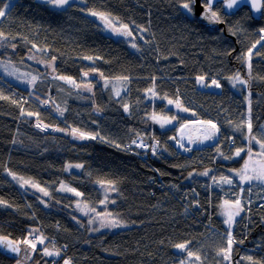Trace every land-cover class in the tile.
Listing matches in <instances>:
<instances>
[{"label":"trees","instance_id":"trees-1","mask_svg":"<svg viewBox=\"0 0 264 264\" xmlns=\"http://www.w3.org/2000/svg\"><path fill=\"white\" fill-rule=\"evenodd\" d=\"M100 3L125 21L135 20L138 25L147 27L148 32L142 35L152 44H145L137 34L136 43L142 48L141 52H137L128 41L104 31L95 18L79 11L80 7H84L79 0L77 6L67 12H57L38 0H14L13 6L7 10V18L0 20L3 30L20 34L16 40V52L9 49L7 55L17 62L23 57L25 63L30 45L22 37L27 36L41 47L48 44L59 53H64L56 66L63 74L76 78L80 77L82 70L87 71L92 66V62L81 59L83 55L102 57L95 61V66L105 75L126 74L133 78L129 85L130 92L124 99L134 105L139 98L141 103L133 107L132 114L125 113L120 103L110 99L108 90L98 86L95 102L103 106L104 111L94 112L93 103L87 102V98L85 102L70 100L64 117H59L52 107H40L44 122L65 127L66 121L67 124L82 125L89 130L99 129L102 135L123 144H128L132 138L129 129H135L154 134L161 142V152L153 156L134 149L126 152L100 141H75L51 129L42 132L34 127L35 118L21 117L17 105L0 100V162H7L14 171L41 182H70L72 187L85 194L90 203L97 205L103 193L93 181L98 176L116 178L120 181L119 193H115L116 204L108 208L118 211L127 222L126 227L91 232L87 219L78 216L74 206H68L74 205L72 195L50 189L53 198L49 207L45 208L36 199L37 193H24L0 170V197L14 201L20 207V211L0 207V233L10 235L12 239L23 238L29 227L39 224L45 235L55 238L57 247L67 245L63 257H71L73 264H171L179 257L171 245L195 238L205 246L204 249L210 251V261H206V264H215L214 250L219 241L206 225L211 223L217 231L224 230L217 207L224 194L203 187L210 183L207 177H186L193 168L202 171L212 167L217 170L216 174L225 173L229 168H239L243 160L225 161L218 158L213 164L214 144L212 147L193 149L188 154L177 151L169 137L177 134L179 124L160 128L158 124L145 119L146 111L164 110L163 114L171 116L175 109L166 110L164 101L157 100L153 104L145 100L143 89L150 85L149 78L155 75L157 84L162 86L160 91L174 94L179 88L186 106L191 101H203V108H194V111L198 117L205 119L212 117L206 113L211 101L226 102L225 97L229 94L235 95L239 101H246V97H249L256 131V126L264 122V80L252 79L249 96L248 86L233 88L221 78L222 92L209 93L214 97L200 100L204 94L197 90L195 76L204 72L226 77L239 71L247 79L246 66L235 57L259 39L257 30L264 26V15L254 20L250 12L243 9L224 17L225 30L224 27L212 30L202 27L194 16H188L180 8L178 0H88L87 6L98 7ZM2 6L3 2H0ZM229 27L243 31L233 36L228 31ZM157 48L161 56L159 59ZM257 48L264 53V48L259 45ZM229 49L235 50L232 55H222ZM163 56H167V59H163ZM252 64L253 77H264V56H253ZM0 87L4 88L6 95L15 99L29 98L25 108L37 110L38 104L29 97V90L5 79H0ZM45 92L50 96L54 94L53 98L60 103L57 90L40 92L42 98H47L43 95ZM178 115L183 120L193 118L184 113ZM92 121H96V124ZM221 131L224 136L233 135L227 125H223ZM14 139L18 143L13 144ZM235 139L236 146L245 143L239 134H235ZM222 147L228 151L227 146ZM66 162L82 163L85 167L65 172L63 168ZM88 172L93 173L91 178ZM192 189L199 193L198 197L192 193ZM196 199L200 201L199 208L192 203ZM26 204L33 207H24ZM33 212L37 221L30 219ZM73 216L80 223L73 220ZM261 217H264V209L259 208V204H253L251 223L246 216L234 227V235L244 239L243 244L234 246V261L245 255L264 259V222H261ZM258 245H261L260 248ZM202 255H205L204 252ZM45 261L51 264V259L42 257L38 252L32 263L45 264ZM0 264H15V259L0 251ZM57 264H63V259L58 258Z\"/></svg>","mask_w":264,"mask_h":264},{"label":"snow or ice","instance_id":"snow-or-ice-1","mask_svg":"<svg viewBox=\"0 0 264 264\" xmlns=\"http://www.w3.org/2000/svg\"><path fill=\"white\" fill-rule=\"evenodd\" d=\"M0 2H3V6L0 7V20H2L7 18V10L13 5L9 0H0ZM38 2L57 12H67L69 9L77 6V0H38ZM197 2L198 0H178L180 8L190 17L195 16ZM79 3L84 5V7L79 8V11L95 18L104 31L128 41L130 46L136 49L137 52L142 51L141 46L136 43L137 34H140L139 39L144 40L145 44H152L151 40H145L142 35L148 32V28L143 25H138L135 20L125 21L119 15L107 9L104 3H100L98 7H88V0H79ZM199 5L202 9L199 16L200 20L206 21L209 25L226 23L224 17L227 15H234L235 11L239 10L241 7H249L252 13L264 15V0H199ZM228 31L235 36L243 30L229 27ZM257 34L259 35V39L251 43V46L248 47L246 51L241 52L235 57L242 65L246 66L247 79H245L239 71L234 75L226 77H221L220 74L209 75V73L202 72L195 76L196 85L205 89L212 87L220 89L222 88L221 78H223L227 80L233 88H236L238 85L248 86L250 96L252 79L264 80L262 76L253 77L252 75L253 56H264V53L257 48L258 45L264 48V26L257 30ZM19 35V33L14 35L11 32H6L0 27V50H4L5 53L3 56H0V71H2L6 77L26 83L31 89L29 97L35 99L38 108L35 111L25 108V105L29 103V98L21 97L20 99H15L13 96L6 95L3 87H0V100L9 101L11 104L17 105L21 117L35 118L34 127L42 132L51 129L55 132L66 133L71 136L73 140L100 141L126 152L133 151L134 146L136 149L151 151L152 155L158 153L162 145L154 134L142 133L135 129H129L132 138H130L128 144H123L110 136L102 135L99 129L89 130L82 125L67 124L66 121H64L65 127L45 123V118L39 110L40 107L47 108L50 106L54 108L59 117H64L65 113L68 111L66 101L65 106L61 107V105L57 104L55 99L47 92L43 94L47 96V98H42L39 92L40 87L42 85H50L52 82H59L58 90L60 92H66L69 96L75 94L77 97L91 99L93 102V111L96 113L104 111L103 106L95 102L94 89L96 85L93 83V80H95L97 76L99 77L98 82L102 81L103 89L110 91V99H114L117 103H120L125 113L132 114L133 107L139 106L141 100L137 98L133 105L124 99L130 92L129 85L133 78L126 74L113 77L105 75L104 72L100 71V69L95 66V61L101 60L102 57L83 55L81 59L92 62V66L87 71L82 70L79 78L65 75L56 66L57 60L63 58L65 54L52 49L48 44H44L41 47L27 36L22 37L23 41L27 45H30L26 53L27 59L43 65L47 71L41 72L39 69L21 71L18 65L23 64V57L16 62L13 61L10 55H7L9 49L15 53L18 47L16 40ZM156 51L157 58H161L158 48ZM234 51V49H229L222 53V55L230 56ZM162 58L167 59V56H163ZM181 63H183V61H181ZM89 77H91V79ZM0 79H3V77H0ZM149 79L151 80L150 85L143 89L144 99L149 100L153 104L157 100L164 101L166 102L164 108L166 110L174 108L175 113L168 116L163 114L164 110L161 112L155 110L152 112L146 111L145 119L151 121L153 124H158L160 128L179 124V127L176 129L177 135L169 137V140L174 141L175 144L185 152L192 151L191 145H202L206 142H213V164L216 163L218 158L225 161L243 160V164L239 168H229L227 170L229 174H225L224 172L216 174L217 170L215 168L206 167L202 171L193 168L192 171L188 172L186 177V179H191L194 176L207 177L210 183L203 185V187L209 190L220 189L224 192V198H222L217 205L219 209L218 215L222 217L224 230L217 231L211 223L206 225L219 241L218 246L214 250L215 264H244V262H246V264H264V259L252 255L241 256L239 260H233L234 246L244 243V239H238L237 236L234 235V227L237 226L240 221L244 220L246 216L248 217V222L251 223L252 205L255 203V201L251 199V193L253 191L252 185H258L264 190V124L257 125V130L254 131L250 99L246 97V99H249L247 114H241L240 119L237 121L232 120L227 115V109H221V111L226 114L222 121L218 122V119H200L191 106V102L186 106L183 94L179 88L175 90L174 94L161 92L160 88L162 86L157 84L158 78L153 75ZM9 90H11V85H9ZM85 94L89 95L85 96ZM178 113H191L194 119L183 120ZM92 123L96 124V121H92ZM223 125H227V127L232 130L233 135L224 136L221 131ZM235 134H239L245 142L243 146H236L237 141L235 139ZM185 141H187L188 146H186ZM12 143L16 144L18 141L14 139ZM222 146H227L228 151L226 152L225 148ZM164 150L166 151L167 149L165 148ZM84 167L85 165L82 163L73 164L71 162H66L63 171L68 172L71 169H83ZM174 167L182 168L184 165H174ZM0 170L6 173V175L11 178V182L18 185L24 193H28L29 191L39 193L36 199L45 208L49 207L50 201L53 198V191L50 189L54 188L56 192L61 193H71L77 198L74 204L75 210L83 216L88 217L87 225L89 226L88 230L91 232H98L101 229H118L127 226V222L118 211H113L108 208L109 204H116V200L110 198V193H119L120 181L116 178L98 176L93 181L103 193V198L98 201V205L103 206V211H100L96 203H90L87 198H85V194L76 187H72L70 182H65L63 180L53 181L51 183L41 182L34 177L25 176L14 171L12 168L8 167L7 162H0ZM87 175L91 178L93 173L88 172ZM172 187L178 186L172 185ZM236 189H238V191H236ZM245 192L249 194L248 198H245ZM192 193L197 197L199 196V193H196L195 189H192ZM260 199L264 200V197ZM56 203H59V201H56ZM192 203L198 208L201 207L198 199L194 200ZM209 203H211V200H209ZM0 207L12 208L15 211H20V207L16 205L14 201L4 199L3 197H0ZM24 207L32 208L33 206L31 204H26ZM259 208L264 209V203H260ZM30 219L37 221L38 218L35 212L32 213ZM72 219L80 223L76 216H73ZM209 220L211 221V217H209ZM261 222H264V217H261ZM93 225L96 226L93 227ZM57 227H59L58 224ZM245 227H247V225H245ZM161 243H164V241H161ZM49 244H51V247L48 246ZM194 244H198L199 246L193 247ZM38 245L41 247L38 248ZM171 246L178 252V264H206L207 255H202L205 246L196 241L195 238L185 239L182 242L173 243ZM66 248L67 245L57 247L55 238L45 235L42 231V226L39 224L35 227H29L23 238L12 239L10 235L0 233V251L11 254V257L15 259V264H28V262L34 259V255L38 252L42 257L51 258V264H57L56 258H62L63 264H73V259L71 257H63V252ZM45 264H48V262L45 261Z\"/></svg>","mask_w":264,"mask_h":264},{"label":"rangeland","instance_id":"rangeland-1","mask_svg":"<svg viewBox=\"0 0 264 264\" xmlns=\"http://www.w3.org/2000/svg\"><path fill=\"white\" fill-rule=\"evenodd\" d=\"M9 2L12 4L13 2H14V0H9ZM17 50V49H16ZM16 50H15V52H16ZM10 51H12L11 49H10ZM5 53H4V50H0V56H3ZM13 59V58H12ZM25 60H26V62L25 63H23V64H20V65H18L19 67H20V69H21V71H32V70H35V69H39V71H41V72H46L47 70L44 68V66L43 65H40V64H37L36 63V61H33V60H29V59H27V55H26V58H25ZM13 61H16V60H14L13 59ZM17 62V61H16ZM30 66V67H29ZM0 75L3 77V79H5V80H8V81H10V82H12V83H14V84H16V85H18V86H20L21 88H23V89H27V90H29V91H31V89L29 88V86L26 84V83H22V82H19V81H16V80H14L13 78H10V77H6V76H4V74H3V72L2 71H0ZM90 79H91V77H89ZM99 81V77L97 76L96 77V79L95 80H93V83L96 85V87H98V86H102V81H100V82H98ZM58 87H59V82H52L50 85H42L41 87H40V89H39V92H44V91H50V90H52V89H55V90H57L58 91V94H59V97L61 98V101H59L60 103H57V101L55 100V102L57 103V104H60L61 105V107H64L65 106V101L67 102V104H68V102L70 101V100H76V101H84L85 102V99L86 98H81V97H77L75 94H73V95H71V96H69V95H67V93L66 92H60L59 90H58ZM96 87H95V89H94V91H95V93H96ZM198 91H200V92H202V94H204V95H202L201 96V99L200 100H202L204 97H207L208 99H211V98H213L214 96V94L213 95H209V93H221L222 92V88H220V89H217V88H215V87H212V88H208V89H205V88H202V89H197ZM109 92V94L111 95V93H110V91H108ZM48 93V92H47ZM52 94V93H51ZM87 95H89V94H85V96H87ZM52 97H54V94H52L51 95ZM249 98V97H248ZM225 99H227L226 100V102H223V101H221V102H212L211 101V103H209V107L207 108V110H206V113L208 114V115H210V116H212V117H210V118H208V119H218V122L219 121H222L224 118H225V113L224 112H222L221 111V109H227L228 111H227V115L232 119V120H234V121H237V120H239L240 119V117H241V114H247V109L248 108H246V107H249V99H250V101H251V98H249V99H246V101L245 100H240L239 101V99H237L236 97H235V95H232V94H229V96H227V97H225ZM92 102V100L91 99H88L87 100V102ZM203 102V101H202ZM202 102H196V101H191V106L193 107V108H197V109H202L203 107H202ZM93 103V102H92ZM204 103V102H203ZM189 104V103H188ZM64 105V106H63ZM51 108V107H50ZM49 108V109H50ZM53 109V108H52ZM56 113V112H55ZM57 114V113H56ZM184 114H187V115H190L191 116V113H184ZM58 115V114H57ZM200 119H205V118H203V117H199ZM190 119H194V117L193 118H189L188 120H190ZM262 124H264V122L262 123ZM222 130V129H221ZM64 134H66V133H64ZM67 135V134H66ZM177 135V134H176ZM69 136V135H68ZM71 139H72V137L71 136H69ZM75 141H78V140H75ZM173 144H174V146L176 147V150L177 151H179L180 153H184V154H188L189 152H185L183 149L182 150H180L177 146H176V144H175V142L173 141ZM213 142H208V144H205V145H191L190 147H192V150L193 149H202V148H207V147H212L213 146ZM186 146H188V145H186ZM137 150V149H136ZM243 164V161H242V163H241V165ZM71 170H80V169H71ZM70 170V171H71ZM225 174H229L227 171L225 172ZM247 187V186H246ZM252 189H253V191H252V193H251V199L253 200V201H255V205H258V204H260V203H264V200H261L260 198L261 197H264V190H262L261 189V187L260 186H258V185H252ZM212 190H218V191H220V192H222L220 189H212ZM236 191H238V189H236ZM223 194H224V192H222ZM38 195H39V193H37ZM70 195H72L71 193H69ZM248 193L247 192H245V194H244V196H245V198H248ZM73 196V195H72ZM74 197V196H73ZM114 197H115V193H110V198L111 199H114ZM75 199H74V203L73 204H75V201H76V197H74ZM102 198H103V195H102ZM109 205H111V204H109ZM108 205V206H109ZM74 206V205H73ZM98 206V210H100V211H103V206L102 205H97ZM75 209V208H74ZM76 211V210H75ZM76 214L78 215V216H83L81 213H79V212H77L76 211ZM83 217H85V216H83ZM86 219H88V217H85ZM96 225H93V227H95ZM202 244V243H201ZM49 247H51V244H49L48 245ZM260 246L261 245H258V248H260ZM41 246H39L38 245V248H40ZM203 253V252H202ZM204 254H206L207 255V261L210 259L209 258V254H210V251H208V250H206V249H204ZM35 256V255H34ZM178 258L179 257H177V258H175L176 260L173 262V263H171V264H178ZM49 259H51V258H49ZM56 260H58V258H56ZM210 261V260H209ZM28 264H35V263H32V261H30V262H28Z\"/></svg>","mask_w":264,"mask_h":264},{"label":"water","instance_id":"water-1","mask_svg":"<svg viewBox=\"0 0 264 264\" xmlns=\"http://www.w3.org/2000/svg\"><path fill=\"white\" fill-rule=\"evenodd\" d=\"M242 9H248L249 10V7H241L239 10L235 11V14H237ZM201 11H202V9L200 8L199 0H198L196 8H195V16L194 17L198 20V22L200 23V25L202 27L210 28V29H214V30H219V29H222L224 27V24L209 25V24H207L206 21L200 20L199 16H200V12ZM250 13H251V16H252V18L254 20H259L261 18V16H262L260 13H255L254 14L251 11H250ZM224 30H225V27H224ZM5 254H7V253H5ZM7 255L11 256V254H7Z\"/></svg>","mask_w":264,"mask_h":264},{"label":"built area","instance_id":"built-area-1","mask_svg":"<svg viewBox=\"0 0 264 264\" xmlns=\"http://www.w3.org/2000/svg\"><path fill=\"white\" fill-rule=\"evenodd\" d=\"M199 88L202 89L201 87H199ZM49 108H50V106L47 107L46 109H49ZM149 142H151V141H149ZM133 149L136 150V148H135L134 146H133ZM136 151H137V152H142V153H144V154L150 153V154L152 155L151 151H145V150H143V149H137ZM160 151H161V149H159V151H158L157 154H159ZM152 156H153V155H152ZM159 186H161V185H159Z\"/></svg>","mask_w":264,"mask_h":264},{"label":"bare ground","instance_id":"bare-ground-1","mask_svg":"<svg viewBox=\"0 0 264 264\" xmlns=\"http://www.w3.org/2000/svg\"><path fill=\"white\" fill-rule=\"evenodd\" d=\"M185 144L187 145V141H185ZM205 144H208V142H206ZM205 144H202V145H205ZM177 146V145H176ZM178 147V146H177ZM179 148V147H178ZM180 149V148H179ZM182 150V149H180Z\"/></svg>","mask_w":264,"mask_h":264},{"label":"flooded vegetation","instance_id":"flooded-vegetation-1","mask_svg":"<svg viewBox=\"0 0 264 264\" xmlns=\"http://www.w3.org/2000/svg\"><path fill=\"white\" fill-rule=\"evenodd\" d=\"M243 10V9H242ZM246 10H248V9H246ZM249 11V10H248ZM250 12V11H249ZM251 14V13H250ZM228 16H231V15H228ZM252 17V16H251ZM262 17V16H261ZM200 24V23H199ZM212 30H214V29H212ZM220 30V29H219ZM255 51V50H254Z\"/></svg>","mask_w":264,"mask_h":264}]
</instances>
